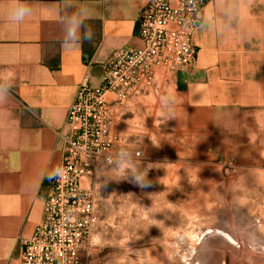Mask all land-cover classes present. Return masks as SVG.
I'll use <instances>...</instances> for the list:
<instances>
[{"label":"crops","instance_id":"1","mask_svg":"<svg viewBox=\"0 0 264 264\" xmlns=\"http://www.w3.org/2000/svg\"><path fill=\"white\" fill-rule=\"evenodd\" d=\"M146 2L0 0V264H20L22 242L43 220L79 85L100 86L116 49L141 46ZM21 4L31 14L17 23ZM73 16L83 25L69 40ZM193 41L195 67L175 74L188 120L212 127L219 111L264 108V0H211Z\"/></svg>","mask_w":264,"mask_h":264},{"label":"rangeland","instance_id":"2","mask_svg":"<svg viewBox=\"0 0 264 264\" xmlns=\"http://www.w3.org/2000/svg\"><path fill=\"white\" fill-rule=\"evenodd\" d=\"M175 85L115 106L112 134L130 156L92 181L95 264H226L228 246L210 248L212 263L202 251L228 238L214 230L222 227L264 260V108L222 110L205 127L188 120Z\"/></svg>","mask_w":264,"mask_h":264},{"label":"built area","instance_id":"3","mask_svg":"<svg viewBox=\"0 0 264 264\" xmlns=\"http://www.w3.org/2000/svg\"><path fill=\"white\" fill-rule=\"evenodd\" d=\"M210 1L147 0L138 16L141 46L116 49L100 86L88 78L79 85L61 135L63 160L48 183L43 220L22 242L20 264H95L92 240L100 216L92 181L117 158L130 156L112 134L115 106L149 96L195 67L193 38Z\"/></svg>","mask_w":264,"mask_h":264},{"label":"bare ground","instance_id":"4","mask_svg":"<svg viewBox=\"0 0 264 264\" xmlns=\"http://www.w3.org/2000/svg\"><path fill=\"white\" fill-rule=\"evenodd\" d=\"M212 212V211H211ZM208 215V214H207ZM210 215V214H209ZM220 224V223H219ZM223 224V223H222ZM225 226V225H224ZM257 226V225H256ZM220 227V226H219ZM258 227V226H257ZM263 229V228H262ZM215 231H217V233H219V230L222 232V233H224L228 238H221V237H219V236H217V238H218V240H214V241H211V242H207V244H205V245H203V247H202V251L204 252L203 254H204V256H205V254L207 253V257H205L207 260V262L211 259V260H214V257L216 256L215 254V256L214 255H212V249L210 250V248H213V247H215V245L214 244H216V243H218V242H220V245L221 244H223V246L222 247H224V245L227 247L228 246V248H229V252H225V250H223V252L222 253H224V255H225V257L226 258H223V256L224 255H220V257H222L223 259H225L223 262H226V264H228L229 263V261H231V260H233V258H232V256L230 257V256H228L229 255V253H233L234 255H237V260H238V262H242L243 264H264V260H263V257H261V255L260 254H258L257 255V253L256 254H252V252L253 253H255L254 251H256V250H258V249H256V250H254V251H252V247L251 246H249L250 244H247V243H245V241L244 242H241L242 240H240L239 239V236L238 235H235V233H233L232 231H230L228 228H224V227H222V228H216V229H214ZM213 231V230H212ZM221 232H220V234H221ZM224 236V235H223ZM225 236V237H226ZM242 236H243V234H242ZM241 236V237H242ZM227 239H228V241L230 240V242H228L227 241ZM221 240V241H220ZM223 241V242H222ZM231 242H234V244L235 243H237L238 245H242L239 249H236V248H234V246L231 244ZM261 242V241H260ZM255 244V243H254ZM261 244V243H260ZM248 245V246H247ZM220 247V246H219ZM237 247V246H236ZM260 247H261V245H260ZM259 247V248H260ZM193 248V247H192ZM217 248V247H216ZM196 249V248H195ZM263 249V248H262ZM218 250V249H217ZM259 251H261V250H259ZM195 252V251H194ZM220 252H221V250H220ZM250 252V253H249ZM215 253H217V252H215ZM171 254H173V253H171ZM252 254V255H251ZM199 255H201V253H199ZM198 255V256H199ZM218 255V256H219ZM214 256V257H213ZM259 256V257H258ZM200 258L202 257V256H199ZM198 257V258H199ZM228 257V258H227ZM203 258V257H202ZM221 258V259H222ZM209 259V260H208ZM229 259V260H228ZM201 260H203L204 261V259H201ZM210 260V263H212V261ZM245 260L248 262H245ZM197 261H199V260H197ZM197 261L195 262V263H197ZM202 261V262H203ZM262 261V262H261ZM201 263V262H200ZM232 264V263H231Z\"/></svg>","mask_w":264,"mask_h":264},{"label":"clouds","instance_id":"5","mask_svg":"<svg viewBox=\"0 0 264 264\" xmlns=\"http://www.w3.org/2000/svg\"><path fill=\"white\" fill-rule=\"evenodd\" d=\"M31 14V9L25 5H18L11 16V19L17 23L23 22L24 19ZM83 25V20L77 16H73L69 21L66 30V39L75 40L78 38V32ZM85 39H91L90 34H85ZM11 75V74H10Z\"/></svg>","mask_w":264,"mask_h":264}]
</instances>
